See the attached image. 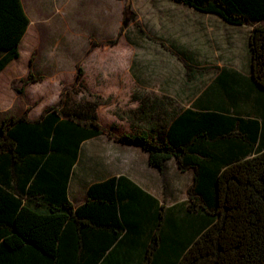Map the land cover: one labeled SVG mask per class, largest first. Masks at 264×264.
Listing matches in <instances>:
<instances>
[{
  "label": "trees",
  "instance_id": "1",
  "mask_svg": "<svg viewBox=\"0 0 264 264\" xmlns=\"http://www.w3.org/2000/svg\"><path fill=\"white\" fill-rule=\"evenodd\" d=\"M176 1L217 14L228 23L251 26V77L264 89V0ZM29 22L21 0H0V71L19 56L18 45ZM81 75L78 68L74 83L64 85L58 103L46 108L37 120L27 119L24 113L12 117L7 126L2 123L0 151L13 150L10 140L19 134L10 126L23 123L42 125L45 130L60 123L54 129L62 132L61 139L53 136L51 148L69 151L72 159L84 139L105 132L113 136L98 120V95L95 100L77 102L67 97L68 89H86ZM37 80L28 73L15 90L22 94L27 83ZM194 115L190 109L175 111L169 124L160 123L149 132L123 131L115 139L145 151L148 164L160 171L166 161L174 159L180 171L193 174L187 210L205 213L206 224L191 236L173 264H264V148L236 157L243 149L253 151L258 129L243 124L242 118L215 111L201 113L198 123ZM119 179L113 176L91 184L86 200L77 207L67 201L45 213L22 205L0 187V264H96L108 256L125 228L117 208ZM163 210L162 203L159 230ZM158 245L155 232L141 264H156L152 256ZM113 253L117 252L110 256Z\"/></svg>",
  "mask_w": 264,
  "mask_h": 264
},
{
  "label": "crops",
  "instance_id": "2",
  "mask_svg": "<svg viewBox=\"0 0 264 264\" xmlns=\"http://www.w3.org/2000/svg\"><path fill=\"white\" fill-rule=\"evenodd\" d=\"M164 2L162 6H159L158 11L165 15V12L173 10L176 14L170 13L168 18L165 17L166 14L164 18L161 17L151 22L154 27L158 28L156 37L162 41L160 45L164 47L163 42L165 41L170 44H174L175 40L183 42L184 37H180L181 28L178 25L181 21L183 32L196 28L199 37L200 33H203L214 40V57L204 60L199 46L198 48L193 45L184 49L177 48L176 54L182 56L189 64L191 80L200 84L190 91L183 103L176 102L174 94L165 90L164 92L159 85L152 86L150 90L141 91L142 93L136 91L131 95L135 106L124 111L120 118L127 123L130 130L149 132L157 129L160 123L169 124L175 118L173 116L175 111L181 113L186 109L192 110L195 114L193 118L197 123L201 118V113L215 111L242 118L243 124L254 125L258 129L253 151L248 152L243 149L236 153V157L264 148V89L260 88L251 77L247 49L248 36L246 39L242 37L241 43L239 29L226 27L225 23L228 22L219 15L196 10L176 0H165ZM119 3L122 4V1ZM177 11H186L188 13L185 14L186 19L179 16ZM200 16L217 17L218 20L207 23L203 19L198 22V25L188 24L189 17ZM231 25L237 26V24ZM25 34L26 32L18 45L19 56L0 71V125L5 122L7 126L12 117H18L24 113L27 114V119L37 120L46 108L60 100L62 85L59 83L60 78L56 77L45 79L42 82L38 80L29 82L25 85L22 94L15 90L19 88L14 87L15 80L26 78L28 73L34 77L38 76L29 69V65L33 64L32 58L28 57L29 53L25 55V61L21 59L23 58L22 47ZM147 38L150 39L149 36ZM228 41L233 47L232 52L227 51L229 57L225 59L224 55L221 54L222 57H220L218 54L227 46ZM162 47L159 46L158 50L163 55L167 52ZM225 51L224 54H226ZM239 55L244 56L242 60L239 59ZM190 66L195 70L193 71ZM206 71H209L208 75L211 76L208 81H205ZM73 80H76V74ZM74 81L71 79L67 83L72 84ZM20 98L22 104L16 105L17 101L21 100ZM55 126L59 127L60 123L57 125L56 122L49 130L43 129L42 125L34 127L27 123L19 127L10 126L11 131L17 132L19 136L16 138L15 135V140H10L14 143L13 150L0 151V187L20 199L22 205L45 213L51 207L59 208L67 201L77 207L86 200L87 190L91 184L113 176L120 177L117 208L125 228L121 239L118 240L110 254L117 253L103 256L97 260L96 264H115L117 261H119L118 264H141L145 249L155 232L160 245L155 250L152 260L156 264H173L191 236L205 227L206 214L192 213L187 210L188 194L182 200L164 202L160 195L152 190L151 185L143 184L142 181L127 173L124 161H116L110 157L100 159L96 157L93 147L85 149L86 145L94 143L101 137L111 138L106 132L84 139L73 159L69 151L64 152L63 148H51L52 137L61 139L62 135L61 131L57 132L54 129ZM7 133L8 129L4 128L5 136ZM247 136H250L249 132ZM240 143L241 146L246 144L245 142ZM114 144L141 150L139 147L122 144L117 140ZM16 145L17 149H15ZM141 151L147 156L145 151ZM187 171L191 173L192 183L191 170L181 172ZM162 203L164 204L163 220L159 230L158 213Z\"/></svg>",
  "mask_w": 264,
  "mask_h": 264
},
{
  "label": "rangeland",
  "instance_id": "3",
  "mask_svg": "<svg viewBox=\"0 0 264 264\" xmlns=\"http://www.w3.org/2000/svg\"><path fill=\"white\" fill-rule=\"evenodd\" d=\"M164 1L21 0L30 21L23 39L21 59L25 61L28 52V57L33 62L29 69L38 75V81L56 77L60 78L62 87L71 85L67 81H74L78 68L82 69L80 81L86 89L79 86L68 89L67 97L71 102H77L83 99L95 100L98 95L101 102L97 109L99 121L113 135L111 138L101 137L86 145L85 149L93 147L96 157L100 159L110 157L116 161H124L127 173L143 184L151 185L152 190L164 202H168L187 197L191 173L181 172L174 160H169L160 171L148 165L147 156L141 150L114 144L115 137L130 130L120 117L124 111L135 106L131 95L136 91L142 93L141 91L159 85L163 91L173 93L176 102L183 103L190 91L200 84L191 80L189 64L176 54L177 48L199 46L204 60L214 57V40L203 33L199 37L196 28L183 32L181 21L178 25L181 28L180 37H184V40L181 38L183 42L175 40L174 44H170L165 41L164 47L160 45L162 41L156 37L158 28L151 22L164 18L166 14L165 17L168 18V14L175 13L169 10L163 15L158 11ZM177 13L186 19V11ZM200 20L212 23L217 22L218 18L189 17L187 22L190 26H195ZM225 25L239 29L241 43L242 37L246 39L251 29L247 24ZM159 46L167 53L162 55L158 50ZM232 47L228 41L218 55L222 57V54L226 59L229 57L227 51L232 52ZM243 57L242 55L239 59L242 60ZM192 70H195L194 67ZM208 74L209 71H206L205 81L211 78ZM21 79L13 82L14 87H21ZM77 90L80 92L76 93ZM20 103L22 104V99L16 105Z\"/></svg>",
  "mask_w": 264,
  "mask_h": 264
},
{
  "label": "water",
  "instance_id": "4",
  "mask_svg": "<svg viewBox=\"0 0 264 264\" xmlns=\"http://www.w3.org/2000/svg\"><path fill=\"white\" fill-rule=\"evenodd\" d=\"M124 25H126V21H125Z\"/></svg>",
  "mask_w": 264,
  "mask_h": 264
}]
</instances>
